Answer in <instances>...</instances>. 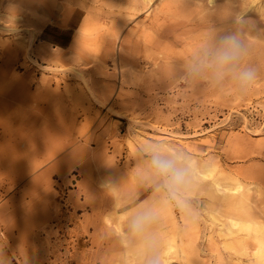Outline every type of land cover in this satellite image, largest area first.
Listing matches in <instances>:
<instances>
[{"label":"rangeland","instance_id":"rangeland-1","mask_svg":"<svg viewBox=\"0 0 264 264\" xmlns=\"http://www.w3.org/2000/svg\"><path fill=\"white\" fill-rule=\"evenodd\" d=\"M202 3L0 0V264H144V211L163 264H264V0L243 97L186 71L229 27ZM158 142L184 156L183 211L139 151Z\"/></svg>","mask_w":264,"mask_h":264},{"label":"clouds","instance_id":"clouds-1","mask_svg":"<svg viewBox=\"0 0 264 264\" xmlns=\"http://www.w3.org/2000/svg\"><path fill=\"white\" fill-rule=\"evenodd\" d=\"M202 5L210 15L226 21L229 27L210 35L203 47L191 56L186 71L192 77H201L209 72L216 80L232 79L237 94L243 97L258 77V69L245 62L250 45L244 36L255 30L254 22L246 15L249 9L245 7L244 0H226L222 7H217L215 0H203ZM139 151L147 157L159 181L158 187L166 193L169 201L175 202L178 210L183 211L184 205L178 194L186 182L188 169L182 152L170 150L159 142ZM153 219L151 211L139 212L132 217L129 229L143 240L144 264H163L159 242L148 231Z\"/></svg>","mask_w":264,"mask_h":264},{"label":"bare ground","instance_id":"bare-ground-1","mask_svg":"<svg viewBox=\"0 0 264 264\" xmlns=\"http://www.w3.org/2000/svg\"><path fill=\"white\" fill-rule=\"evenodd\" d=\"M205 174H206V172H205ZM216 185V184H215ZM233 223V225H239L240 223L239 222H236V221H234V222H232ZM244 226H247V227H249V222L247 223V222H245V224L244 223H242ZM242 226V225H241ZM244 229V228H243ZM242 229V230H243ZM247 231V230H246ZM260 256L261 257H264V244H262L261 246H260Z\"/></svg>","mask_w":264,"mask_h":264}]
</instances>
